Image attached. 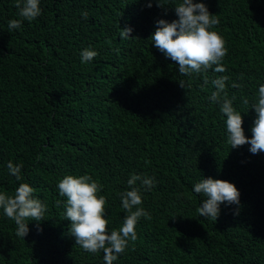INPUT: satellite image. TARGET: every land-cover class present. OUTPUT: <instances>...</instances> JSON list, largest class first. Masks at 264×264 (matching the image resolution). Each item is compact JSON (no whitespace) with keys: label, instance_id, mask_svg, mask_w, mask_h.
I'll return each instance as SVG.
<instances>
[{"label":"trees","instance_id":"1","mask_svg":"<svg viewBox=\"0 0 264 264\" xmlns=\"http://www.w3.org/2000/svg\"><path fill=\"white\" fill-rule=\"evenodd\" d=\"M160 2L40 0L41 15L10 32L18 9L0 0V192L27 183L47 206L44 220L26 221L24 239L0 209V264H105L103 250L86 252L68 234L57 188L68 174L102 185L109 233L126 215L120 193L130 176L154 180L150 191L135 185L150 218L139 219L137 239L113 264H264V152L231 148L226 117L210 99L211 81L228 76V98L251 138V105L264 84V0H193L220 21L212 30L228 52L218 76L215 66L181 75L152 44L156 22L178 19L182 0ZM126 26L136 38H120ZM85 48L98 55L81 63ZM10 161L22 165L20 180ZM208 177L240 193L238 205H220L216 221L199 216L205 197L193 192Z\"/></svg>","mask_w":264,"mask_h":264},{"label":"clouds","instance_id":"2","mask_svg":"<svg viewBox=\"0 0 264 264\" xmlns=\"http://www.w3.org/2000/svg\"><path fill=\"white\" fill-rule=\"evenodd\" d=\"M157 6H161L160 0H156ZM14 6L18 9L20 19L8 22L11 32L22 26V21L29 22L41 15L40 0H15ZM151 3L148 7H151ZM178 19L168 22L159 19L156 22L155 31L149 39L152 44L178 65L181 75L193 73H206L213 69L218 75H225L226 69L222 61L227 55L228 49L223 37L212 30L219 24L218 17L211 14L204 3H194L193 0H182L174 5ZM82 16L87 19L88 13ZM133 31L130 27L120 28V38L129 39ZM117 51H119L117 49ZM81 63H88L98 55L96 51L85 48L80 53ZM228 76H220L211 81L215 91L210 99L220 105V112L226 117L227 143L231 148H237L249 144L252 154L264 152V84L258 88L256 102L251 105L255 110L256 119L251 128L252 136L249 139L243 129V117L241 112L233 107V99H229L226 92ZM208 78L205 75L204 83ZM184 87V82L180 81ZM233 88L239 85L233 83ZM243 104L248 105L249 100L243 98ZM10 175L21 179L22 165L8 163ZM137 181L141 187L150 191L154 187V180L150 177H141L132 174L127 181L130 190L120 193L122 208L126 215L119 229L108 231V220L105 218L106 197L100 195L102 185L93 179L91 175L84 174L74 176L65 175L57 183L59 195L66 198L65 219L70 221L68 234L75 239V245H79L84 251L97 253L103 250L105 264H113L128 247L129 241L137 239L135 226L141 217L150 218L149 213L141 205L143 203L141 188L136 187ZM193 192L203 194L205 199L197 208L199 216L217 220L220 214V205H238L239 190L226 180L203 178L193 187ZM34 189L27 183H21L13 194L0 192V209L3 215L16 224L15 235L25 238L29 233L28 222L44 220L47 206L40 199L34 198ZM60 203L59 201L57 202ZM238 214V213H237ZM42 231V229H39Z\"/></svg>","mask_w":264,"mask_h":264}]
</instances>
